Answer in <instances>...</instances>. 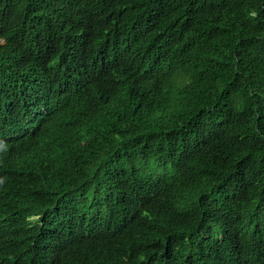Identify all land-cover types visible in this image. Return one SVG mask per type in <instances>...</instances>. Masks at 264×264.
Segmentation results:
<instances>
[{"label": "trees", "instance_id": "1", "mask_svg": "<svg viewBox=\"0 0 264 264\" xmlns=\"http://www.w3.org/2000/svg\"><path fill=\"white\" fill-rule=\"evenodd\" d=\"M81 27L91 77L111 58L129 93L80 79L85 97L23 137L16 91L26 117L48 101ZM0 136V264L59 243L79 256L55 264H106L118 235L112 264H264V0H0Z\"/></svg>", "mask_w": 264, "mask_h": 264}, {"label": "clouds", "instance_id": "2", "mask_svg": "<svg viewBox=\"0 0 264 264\" xmlns=\"http://www.w3.org/2000/svg\"><path fill=\"white\" fill-rule=\"evenodd\" d=\"M73 40L78 45V51L73 54L65 55L58 52L54 61H50L51 65L55 66L56 70L60 73L62 82L56 83L58 91H54L53 96L39 105H31L28 116H24V109L30 106V97L22 96V94L16 91L14 98L17 101V106H10V114L21 123L24 127L23 137L30 136L40 131L48 122L53 119L64 116L69 109L78 104L82 98L85 97V93L74 90V84L76 81L83 79L85 82H93L98 87L97 93L94 95L110 96L113 93H117L126 96L130 91V82L127 79L125 71L113 62L111 58L102 56L100 60L95 62L96 71L94 76L91 77L89 71L88 51L93 50V46L87 48L89 43H99L98 37L92 33L88 28H83L78 31L77 34L72 35ZM93 41V42H91ZM86 42H89L85 44ZM3 43V42H1ZM158 76H148L138 80L142 86L153 87L157 84ZM14 139L13 137H11ZM11 144L10 139L0 136V146H9ZM40 217H32V220H37ZM158 221L163 222L164 214L158 213L155 217ZM147 223V222H146ZM151 228V224L148 226ZM132 229L140 230L136 224ZM119 232V231H114ZM124 235H118L109 239V244L112 245V252L115 258L112 261H104L106 264L118 263L125 259L124 248L120 242V238ZM102 242V241H101ZM103 242L107 243L103 240ZM93 243L88 240L86 244ZM105 243H103L102 254L103 257L108 250ZM72 254L79 256L76 247H73L67 243H59L52 245L50 253L46 252V249L42 252H38L36 256V262L40 264H55L56 254Z\"/></svg>", "mask_w": 264, "mask_h": 264}]
</instances>
